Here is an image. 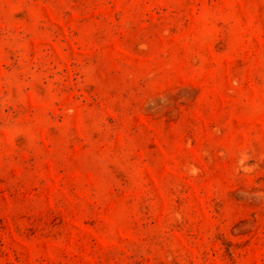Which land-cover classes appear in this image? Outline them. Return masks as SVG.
Listing matches in <instances>:
<instances>
[{
  "label": "rangeland",
  "instance_id": "rangeland-1",
  "mask_svg": "<svg viewBox=\"0 0 264 264\" xmlns=\"http://www.w3.org/2000/svg\"><path fill=\"white\" fill-rule=\"evenodd\" d=\"M0 264H264V0H0Z\"/></svg>",
  "mask_w": 264,
  "mask_h": 264
}]
</instances>
